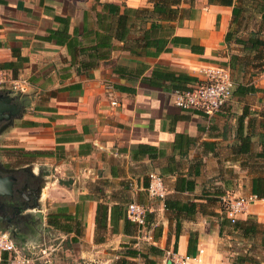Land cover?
Returning <instances> with one entry per match:
<instances>
[{
  "label": "crops",
  "instance_id": "1",
  "mask_svg": "<svg viewBox=\"0 0 264 264\" xmlns=\"http://www.w3.org/2000/svg\"><path fill=\"white\" fill-rule=\"evenodd\" d=\"M179 7L181 18L156 13L152 0H0V67L26 82L16 93L26 105L0 133V165L35 179L28 189L42 219L32 216L37 225L21 241L33 245L32 264H114L124 244L163 250L148 254L155 264H175L171 253L186 264H232L240 255L241 264H264L252 253L255 246L264 254L260 234L243 237L223 203L253 194L252 179L264 177L255 156L263 148L264 58L235 42L248 34L232 23L233 5ZM259 17L248 31L264 40V11ZM234 56L233 93L218 112L173 104L171 91L196 84L198 69L229 68ZM11 153L25 160L15 164ZM150 173L161 177L163 198L148 196ZM131 201L149 208L152 223L124 233ZM249 216L264 223L263 198L237 219Z\"/></svg>",
  "mask_w": 264,
  "mask_h": 264
},
{
  "label": "built area",
  "instance_id": "2",
  "mask_svg": "<svg viewBox=\"0 0 264 264\" xmlns=\"http://www.w3.org/2000/svg\"><path fill=\"white\" fill-rule=\"evenodd\" d=\"M198 73L201 79H198L196 84L189 88H175L171 91L173 104L183 110H196L210 116L218 112L230 100L234 81L230 69L220 65L200 68ZM25 86L24 80L7 79L4 70L0 67V89L8 87L18 93L24 92ZM111 104L117 105L115 101ZM148 177L149 183L146 187L148 196L163 198L165 189L161 177L154 173H150ZM258 199L256 194H250L247 197L225 198L223 203L226 215L235 219L246 210L251 202ZM147 212L149 208L146 205L135 201L127 203L125 208L127 218L139 226L145 225ZM32 247L33 245L28 243L17 245L9 232L0 230V264H32L34 261L30 253ZM171 258L175 264L187 263L186 258H178L175 253H171Z\"/></svg>",
  "mask_w": 264,
  "mask_h": 264
},
{
  "label": "trees",
  "instance_id": "3",
  "mask_svg": "<svg viewBox=\"0 0 264 264\" xmlns=\"http://www.w3.org/2000/svg\"><path fill=\"white\" fill-rule=\"evenodd\" d=\"M154 2V8L153 10L156 13L159 14H163V15H167L168 17H170L171 14H173V16L175 14H179L180 13V18L185 15V10L179 7V4L181 3L182 0H152ZM240 1V4H234V0H208L209 3L211 4H219V5H227V6H232V23L236 24V25H240V19H241V12L243 11V6L244 3ZM144 9H130L129 11L132 13H139L140 11H143ZM259 10L263 15V11H264V0H260V4H259ZM126 16H120L118 18L119 23H121V21L125 20ZM155 26V24H152ZM247 37L246 38H242V37H237L235 39V42L242 45L243 50L246 52H251V51H255V55L258 56L259 59H263L264 58V40L262 38H259L257 36V33L255 31H250L247 33ZM175 42L176 39H182L187 41L184 38L181 37H173L172 38ZM231 39V32H227L225 35V40L229 41ZM258 54V55H257ZM236 60H237V56H234L231 58V61L228 65L229 69L232 70L233 72H235V65H236ZM247 62H250L249 58L246 59ZM231 71V72H232ZM232 74V73H231ZM262 140H263V148L260 152H257L255 154L256 157L262 158L264 159V135L261 136ZM241 152L247 153L249 155L250 152V137L248 135H242L241 136ZM148 186V184H147ZM252 193L256 194L259 198H263L264 199V177L262 176H258L256 178L252 179ZM227 219L229 221V223L234 227L237 228L241 231L243 237H248V238H254L257 235L260 234V245L264 247V223H258L256 220H254L251 216H249L246 220H238L237 218L235 219H231L227 216ZM152 223V219H151V213L147 212L146 214V218H145V225L144 226H139L137 225L135 222L129 220L126 216V213L124 215V224H123V231L124 233H132V231L134 229H141V228H148L149 224ZM0 227H5L3 226V224L0 222ZM0 230H7L6 228L4 229H0ZM112 230L113 232L117 231V228H115V224H113L112 226ZM157 231V230H155ZM160 233V231L158 230L156 232V234L154 235V239L156 238V236ZM124 246L126 247V250L124 252V257L120 258L116 263L114 264H133L132 261L127 260V257H142L144 258V264H155V261L152 260L149 257V253L152 254H157V255H162L164 253L163 250L159 249L158 247H156L153 244H149L147 246V250L146 252H143L141 250H139L138 248H135L132 245L129 244H124ZM190 247H191V235H190V239H189V244H188V254L191 253L190 251ZM246 259L245 256H237L236 259L232 262V264H241L243 263V261ZM6 264V263H4Z\"/></svg>",
  "mask_w": 264,
  "mask_h": 264
},
{
  "label": "rangeland",
  "instance_id": "4",
  "mask_svg": "<svg viewBox=\"0 0 264 264\" xmlns=\"http://www.w3.org/2000/svg\"><path fill=\"white\" fill-rule=\"evenodd\" d=\"M242 3H244L243 6V11L241 12V19H240V25L239 28L242 31H245L246 33H248V29L250 26H256L258 24V21L256 18H258V16H260L259 18H261L263 15L259 10V4H260V0H241ZM260 20V19H258ZM255 23L252 24V23ZM12 154V153H11ZM9 160H14L12 162L19 163L22 160H25L21 155L17 154V153H13L12 156H9ZM13 163V164H14ZM259 198V197H258ZM12 205V210L13 212L10 213H2V215H4L5 218L7 219H15L13 225L7 224L6 227H0V229H4L6 228L7 232H9L10 234L12 233L11 230H13V228L15 227L16 229H18L19 233L17 236H13L15 242L17 245H21L23 242L22 239L26 237V234L30 231L31 225L35 224L37 225V221L30 215V213H28L27 210H21V213L16 212L17 208L14 207V203L11 204ZM17 205V204H15ZM18 206V205H17ZM27 207V206H26ZM24 207V208H26ZM23 209V205H21V207H18ZM1 213V212H0ZM26 214V215H24ZM4 224V223H3ZM25 243V242H24ZM23 243V244H24ZM22 244V245H23ZM252 253L253 254H259L261 258H264V254L262 253V251L258 248H256L255 246L252 247ZM26 254H29V252L24 251Z\"/></svg>",
  "mask_w": 264,
  "mask_h": 264
},
{
  "label": "water",
  "instance_id": "5",
  "mask_svg": "<svg viewBox=\"0 0 264 264\" xmlns=\"http://www.w3.org/2000/svg\"><path fill=\"white\" fill-rule=\"evenodd\" d=\"M8 94H1L0 92V122L5 120L8 121L7 124L1 126L0 125V133L12 123L14 118H17L20 115L21 108L26 105V96L25 95H11L10 91H7ZM17 181V177L14 174H2L0 173V198L2 197H13L14 196V184ZM34 194V203L30 207L26 208H18L19 206L14 204V207L17 208L18 213H21V210H27L30 208L31 210L34 209V215L31 212V216H35L37 218L42 219V214L39 209V204L36 202V194L34 191H32ZM26 215V214H24Z\"/></svg>",
  "mask_w": 264,
  "mask_h": 264
},
{
  "label": "flooded vegetation",
  "instance_id": "6",
  "mask_svg": "<svg viewBox=\"0 0 264 264\" xmlns=\"http://www.w3.org/2000/svg\"><path fill=\"white\" fill-rule=\"evenodd\" d=\"M7 91L14 93L12 90H5V89H0L1 94L5 95L8 94ZM13 95H17L16 93H14ZM8 121H1L0 125H4L7 124ZM0 173L2 174H14L17 177V181L14 184V196L9 198V197H2L0 198V222L3 224V226H7V224L13 225L14 223V218L12 219H7L4 217V215H2V213H12V205L11 204H17L19 207H21V205H23V208L28 206L29 204H31L33 202V196L34 194L32 193V191L30 189H28L29 185L31 184V182L35 183V179L30 177L28 175V173L26 171H21L18 173H14V172H9L7 171V168H5L4 166L0 165ZM36 181H40L39 179L36 178ZM12 231V235L13 236H17L18 235V229H16L15 227L13 228ZM11 235V236H12Z\"/></svg>",
  "mask_w": 264,
  "mask_h": 264
}]
</instances>
